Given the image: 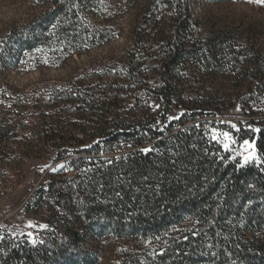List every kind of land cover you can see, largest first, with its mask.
<instances>
[{
  "label": "trees",
  "instance_id": "obj_1",
  "mask_svg": "<svg viewBox=\"0 0 264 264\" xmlns=\"http://www.w3.org/2000/svg\"><path fill=\"white\" fill-rule=\"evenodd\" d=\"M43 1L42 14L0 36V84L10 66L27 65L41 50L68 60L114 38L85 16L109 0ZM190 6L150 1L141 18L143 32L153 33L133 43L128 63L75 67L68 84L53 88L51 103L8 99L14 88L0 85V169L15 183L30 160L46 162L37 165L43 180L26 204L43 213L51 232L35 245L1 237L0 264H96L88 246L105 236L160 238L155 251L124 264H264V116L252 105L264 93V48L221 32L199 34ZM150 72L148 94L163 106L160 114L127 109L133 96L137 106L135 92L149 84ZM225 72L259 88L242 106L248 121L229 131L239 143L254 142L261 163L241 168L212 139L216 117L236 99L183 97L202 76ZM176 97L187 109L172 120ZM60 163L64 168L51 171Z\"/></svg>",
  "mask_w": 264,
  "mask_h": 264
},
{
  "label": "rangeland",
  "instance_id": "obj_2",
  "mask_svg": "<svg viewBox=\"0 0 264 264\" xmlns=\"http://www.w3.org/2000/svg\"><path fill=\"white\" fill-rule=\"evenodd\" d=\"M150 1L153 0H109L107 4H102L104 6L101 10L97 9L101 5L95 3V6L85 14L87 21L92 27L100 26L111 29L114 38L68 60H56L42 50L29 55L24 60L28 61L27 65L10 66L4 76L6 78L4 83L14 88L11 91L7 88L8 99L26 102L29 100L32 106L51 103L54 100L53 88L64 87L68 84L75 67H98L101 64L115 66L116 63H119V67L124 66L123 64L128 63V60L125 61V56L133 51V43L138 40L139 36L147 32L153 33L150 28L146 30L147 32H143L141 18ZM189 2L194 29L199 34L214 35L221 32L229 38L227 41L237 40L238 45L249 41L264 48V5L249 2V0H189ZM47 8V2L43 0H0V36H4L14 27L29 22ZM167 15L171 18L170 11H167ZM147 39L149 38H145ZM203 73H208V71L205 70ZM188 74L186 72L185 75L189 76ZM204 76L201 77L202 83L197 82L186 88L183 97L200 100L201 94L207 92L209 95L219 94L222 98L231 97L232 100H237L235 106L226 108L227 110L222 115L216 117V126H211V131L213 133L215 129L217 134L229 132L233 136L236 143L231 145L227 151L230 153V158L235 156L242 163L240 153L243 152V141L239 143L229 128L236 125L232 128L238 129L240 123L245 124L248 121L249 118L244 109L249 108L242 106L251 93L259 92V88L255 86L249 88L248 80L235 81L233 74L229 72ZM148 77L149 84L141 91L135 92V94L139 93L137 106L134 105L137 98L133 96L128 99L126 108L154 109L160 114L163 106L152 95L150 96L155 85L154 74L150 72ZM4 83L0 85L5 86ZM94 83L97 84L98 81ZM175 101L170 108L169 118L179 117L183 109H187L177 103V97ZM252 105L254 109L260 110V115L264 116V93H261L259 101L253 102ZM222 139L223 137H220V140ZM255 149L259 156L256 146ZM38 163L43 166L47 165L42 160H30L24 165L21 178L15 182V186L11 175L0 169V238L10 235L9 237L17 241L33 244L27 233H33L38 241H44L51 233L43 213L32 212L26 204L33 188L43 180L42 174L39 177L36 176ZM60 165L64 164L60 163L55 168L61 169ZM29 222L37 226L47 225L48 227L47 229L29 228ZM157 240L159 241L160 238L142 240L130 237L105 236L99 239L94 237L88 247L94 254L96 264H124L126 260L143 259V255L155 251L158 246Z\"/></svg>",
  "mask_w": 264,
  "mask_h": 264
},
{
  "label": "snow or ice",
  "instance_id": "obj_3",
  "mask_svg": "<svg viewBox=\"0 0 264 264\" xmlns=\"http://www.w3.org/2000/svg\"><path fill=\"white\" fill-rule=\"evenodd\" d=\"M249 2H254V3H257V4H262L264 5V0H249ZM47 61H45L46 63ZM156 107H159V105H156ZM180 117L178 116H173V117H170L169 119H172V120H176V119H179ZM232 127H236V125H232ZM255 131H259V129H256ZM220 137H223L222 140H220ZM212 139L214 140H218L220 143L223 144V147L225 150H228L230 148L231 145L235 144L236 141L235 139L233 138V136L229 133V132H220V133H216V130L213 129V136H212ZM242 148H243V152L240 153V157H241V160H242V163H240V161H237V163H239V166L241 168H243L244 166L250 164V163H261V158L257 155L256 153V149H255V145L253 142L249 141V140H244L243 141V145H242ZM155 149H152V148H144L142 151H144L145 153L147 152H151V151H154ZM233 160L236 159V157H232ZM60 168H64V165H60ZM44 169L42 168L41 171H43ZM261 170H264V168H262ZM51 171L55 172L57 171V169L55 167L51 168ZM28 227L29 228H34V227H40L42 229H47V225H35L31 222H29L28 224ZM27 236L28 238L31 240V242L35 245L37 243H43V240H37L36 237L34 236L33 233L29 232L27 233Z\"/></svg>",
  "mask_w": 264,
  "mask_h": 264
}]
</instances>
